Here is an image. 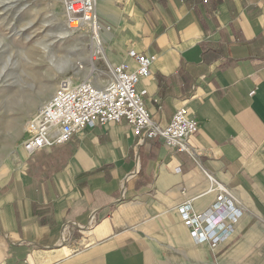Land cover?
<instances>
[{
    "label": "crops",
    "instance_id": "0c3cea01",
    "mask_svg": "<svg viewBox=\"0 0 264 264\" xmlns=\"http://www.w3.org/2000/svg\"><path fill=\"white\" fill-rule=\"evenodd\" d=\"M96 11L109 65L155 57L138 90L158 127L181 108L199 123L191 152L127 123L33 154L23 137L0 165V264H264V0Z\"/></svg>",
    "mask_w": 264,
    "mask_h": 264
},
{
    "label": "rangeland",
    "instance_id": "374dc122",
    "mask_svg": "<svg viewBox=\"0 0 264 264\" xmlns=\"http://www.w3.org/2000/svg\"><path fill=\"white\" fill-rule=\"evenodd\" d=\"M58 14L65 22L62 0H0V165L16 155L28 122L64 79L112 81L109 63L99 53L101 42L89 74L86 44L92 35L86 31L77 44L60 38Z\"/></svg>",
    "mask_w": 264,
    "mask_h": 264
},
{
    "label": "built area",
    "instance_id": "2783aa9c",
    "mask_svg": "<svg viewBox=\"0 0 264 264\" xmlns=\"http://www.w3.org/2000/svg\"><path fill=\"white\" fill-rule=\"evenodd\" d=\"M63 6L67 26L78 31L88 27L92 38L99 43L103 27L96 11V0H63ZM135 59L134 70L126 64L109 65L112 81L106 87H98L90 80L64 79L28 122L23 149L33 154L48 146L68 143L88 127L127 123L137 137L161 139L177 151L191 152L188 139L198 132L199 123L181 108L167 127L155 125L138 90L140 80L150 75L155 57L136 55ZM224 199L221 195L218 202L222 204ZM180 212L187 222L196 223L188 206L181 207ZM205 236L214 238L212 234Z\"/></svg>",
    "mask_w": 264,
    "mask_h": 264
},
{
    "label": "bare ground",
    "instance_id": "6f19581e",
    "mask_svg": "<svg viewBox=\"0 0 264 264\" xmlns=\"http://www.w3.org/2000/svg\"><path fill=\"white\" fill-rule=\"evenodd\" d=\"M54 19L57 21V24H56L57 31L56 32H57L58 36H60V38H62V39H69V40H72L75 44H77V43H80L83 41L82 39H83L84 35L87 33L86 31H88V33H90L88 27L84 28V29H86L85 31L84 30H79V31L78 30H71L69 28V26H67V24L63 20L59 19V14L55 15ZM90 41H91L90 44H86L87 49L89 51V60H90L89 64L91 66V71H89V74H91V72L93 71L92 68H94L93 60L95 59V50L97 49V47H100L99 44L95 40H93L92 38ZM65 67H66V63L63 62L61 68H64V70H65ZM86 80H90L91 82H93V80L91 78L85 79L83 81H86ZM110 83L111 82L96 84L93 82V84L98 86V87H106V86L110 85ZM18 151H21V148H19Z\"/></svg>",
    "mask_w": 264,
    "mask_h": 264
}]
</instances>
